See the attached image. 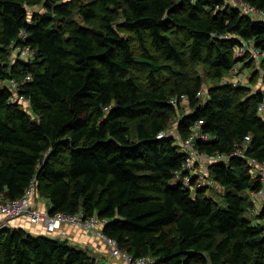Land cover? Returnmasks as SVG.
Here are the masks:
<instances>
[{"label":"trees","instance_id":"1","mask_svg":"<svg viewBox=\"0 0 264 264\" xmlns=\"http://www.w3.org/2000/svg\"><path fill=\"white\" fill-rule=\"evenodd\" d=\"M241 1L264 12V0ZM244 41L264 54V16L226 0H0V190L17 198L33 183L50 212L105 218L106 235L153 264H264V223L246 215L255 205L247 192L264 183L231 154L237 143L264 162V89L221 82L245 62L234 53ZM18 46L33 53L12 62ZM198 63L218 81L203 99ZM10 80L37 118L10 100ZM181 95L191 111L177 134L202 119L208 139L195 147L227 156L208 166L221 202L208 185L170 182L184 153L174 135L159 134ZM0 264L102 263L66 240L6 226Z\"/></svg>","mask_w":264,"mask_h":264},{"label":"built area","instance_id":"2","mask_svg":"<svg viewBox=\"0 0 264 264\" xmlns=\"http://www.w3.org/2000/svg\"><path fill=\"white\" fill-rule=\"evenodd\" d=\"M246 7L250 13L254 15H258L260 17L264 16V12L261 10H257L254 6L249 5L247 3ZM17 50L25 51L27 56H31L33 50L30 49L29 46H21L16 47ZM236 50L239 54H245L247 51L250 52H259L256 48L253 47L251 42L244 41L242 45L236 47ZM28 78V76H26ZM9 84L12 87V90L16 87V82L14 80H10ZM17 92V91H16ZM12 92L10 95V100H20L26 99L24 95ZM18 94V95H16ZM181 98L184 99L185 95H181ZM175 102V99H172ZM259 113L264 117V101L258 105ZM203 123L202 119H199L193 125H191L189 133L186 137H176V142L180 144L182 147V151L184 153V158L182 161L181 169L175 171V175L179 176L180 180L189 188L193 189L195 187H201L203 185V181L205 179L202 177L195 178V164H197V160L200 159H213L220 160L225 159L227 156L224 153H217L215 156H209L204 152H200L195 147V141L208 139V134L201 130L200 125ZM165 135L164 132H161L159 136ZM249 140V135H246L244 141ZM235 149L231 154L238 155L240 157H245L252 164V173L253 175L260 176L262 180H264V162H260L254 157L248 156L245 154L244 150L235 144ZM216 157V158H215ZM34 193L33 183L29 185V187L25 190L24 194L17 198H8L4 195L3 191L0 190V217L5 219L6 221L26 217L31 223L34 225H41L44 230L38 233L50 234L53 233L61 226L63 223H70L81 227L86 232L97 235L101 238L107 245V257L101 262L102 264H111V258H120L124 261V264H153L154 259L149 256L141 255V256H133L127 251L121 249L118 246V243L115 238L106 235L103 232V225L106 221L105 218L99 217L96 214H92L89 216H84L82 212L75 213H66L63 211H55L50 212L48 209L37 208L36 205L32 204V197ZM263 193V187L256 192H252V195H261ZM251 213L256 215L258 213V209L256 207H252ZM255 221H260L264 223V217L262 219H255ZM0 227L3 225L0 224Z\"/></svg>","mask_w":264,"mask_h":264},{"label":"rangeland","instance_id":"3","mask_svg":"<svg viewBox=\"0 0 264 264\" xmlns=\"http://www.w3.org/2000/svg\"><path fill=\"white\" fill-rule=\"evenodd\" d=\"M226 1L232 5L238 6L241 9V11L244 13L249 12V10L246 7V4L241 0H226ZM71 2L74 5V4H77L78 2H80V0H71ZM29 9L31 11H35V10L42 11V5L38 4L35 6H30ZM250 14L252 17H254L253 13H250ZM75 20L82 23L80 21L81 20L80 16L76 15ZM121 31L123 34L127 35V37H129L131 39L133 45L136 46L135 49L138 50L139 47L137 44V39L134 36V34L128 32V31H125V30H121ZM234 49H235L234 53L236 54V56H238L239 58L242 56L245 57V62L243 60L237 62L232 67V69L227 73V75L224 76V78L221 80V82H225V83L228 82V83H232V84L238 83V84L247 85L251 89V92H253V93L256 92L257 90H263L264 89V54L260 53V52L247 51L244 55L239 56V53L237 52L236 47ZM25 56H27V53L25 51H20V50H17L16 48L11 50L10 57H11L12 62L15 61L16 58H25ZM208 70L209 69L203 63H198L196 65V68L194 69L195 74L199 75L203 81L202 90H201V99H203L205 97L206 90L209 86H212V85H215L218 83V81L216 79L208 76V72H207ZM139 78L142 79V76L139 75ZM6 84H8V82H6ZM13 91L16 92L17 90L13 89ZM16 93H18V92H16ZM16 95H18V94H16ZM22 102L24 104V106H23L24 109L26 111H28L29 113H31L30 114L31 117H35V115L30 110V107L28 106L26 100L23 99ZM190 111H191L190 106L188 105L187 102H185V98L182 99L181 104L177 108L176 115L172 117V120H171L168 128L166 129V131H164V133L172 135V136L174 135L175 137H180L177 134V130H176L177 129V126H176L177 120L180 116H182L186 113H189ZM35 118H37V116ZM131 127H132V131L134 133V122H131ZM180 149L182 150L181 146H180ZM212 160L213 159L205 160L204 158L203 159L199 158V160L196 161L197 164H195V173H194L195 175L194 176L196 179L198 176L204 178L205 182L203 181L202 186L208 185L210 188L207 190V193H210L215 198V201L221 202L222 189L215 182H213L211 180V178L208 174V166ZM179 180H180L179 176L174 175L173 178L170 180V182L172 184H175ZM249 195L252 198L255 197L254 200H256V201H255L254 206L256 207V209L259 210L261 207V202L264 200V194L262 193L261 195L254 196V195H252V192H251V193H249ZM32 199H33V197H32ZM36 199L37 200H43L45 198H43L39 195H36ZM246 215L249 218H251L253 220V222L255 221V215H253L251 213L250 209L246 211ZM78 247H80V246H78ZM107 249H108V247H107Z\"/></svg>","mask_w":264,"mask_h":264},{"label":"crops","instance_id":"4","mask_svg":"<svg viewBox=\"0 0 264 264\" xmlns=\"http://www.w3.org/2000/svg\"><path fill=\"white\" fill-rule=\"evenodd\" d=\"M264 183V180H262ZM250 191L247 192L249 195ZM263 194H264V185H263ZM34 198V197H33ZM252 198V197H251ZM38 199V198H37ZM32 199V203L41 209H49V202L46 199L37 200ZM253 200L255 199L252 198ZM256 201V200H254ZM0 224L3 227H22L32 233L39 234L43 227L41 225H34L26 217H20L6 221L0 217ZM43 233V232H42ZM53 238H58L60 240H66L67 242L80 246L81 248H86L90 254L95 256L99 262H102L107 257V245L106 243L99 238L97 235L86 232L81 227L70 224L63 223L57 230L51 234H47ZM111 264H124V261L120 258H111Z\"/></svg>","mask_w":264,"mask_h":264},{"label":"water","instance_id":"5","mask_svg":"<svg viewBox=\"0 0 264 264\" xmlns=\"http://www.w3.org/2000/svg\"><path fill=\"white\" fill-rule=\"evenodd\" d=\"M48 210H50V209H48Z\"/></svg>","mask_w":264,"mask_h":264}]
</instances>
